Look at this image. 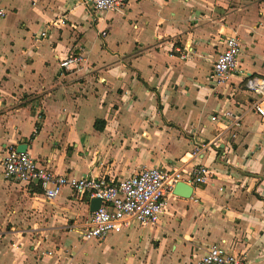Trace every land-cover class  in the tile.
Segmentation results:
<instances>
[{"label":"crops","instance_id":"obj_1","mask_svg":"<svg viewBox=\"0 0 264 264\" xmlns=\"http://www.w3.org/2000/svg\"><path fill=\"white\" fill-rule=\"evenodd\" d=\"M0 6V219H38L39 244L54 246L38 258L37 246H13L7 264H80L81 254L55 240L73 242L91 213L68 187L48 200L38 186L5 179L1 159L20 143L49 169L77 176L121 179L185 161L210 167L212 178L190 198L169 195L158 225L133 222L107 235L88 253L92 262L197 264L220 244L247 264H264V119L242 76L211 80L231 35L241 42V67L264 76V0H124L100 15L86 0ZM71 52L85 60L62 69ZM228 110L242 114L241 127L230 125ZM213 139L218 146L187 158Z\"/></svg>","mask_w":264,"mask_h":264},{"label":"built area","instance_id":"obj_2","mask_svg":"<svg viewBox=\"0 0 264 264\" xmlns=\"http://www.w3.org/2000/svg\"><path fill=\"white\" fill-rule=\"evenodd\" d=\"M92 10L100 15L104 12L116 11L124 0H86ZM6 15V10L0 6V17ZM102 36L107 30H101ZM47 36V31L36 35L40 40ZM223 49L213 62L211 80L215 84L226 81L230 75L237 73L244 78L247 90L253 94V109L264 119V76L248 73L239 62L241 42L236 35L222 39ZM85 60L84 55L71 52L61 59L60 67L72 70ZM224 116L230 120V125L241 127L242 114L226 111ZM212 119H216L213 116ZM218 146L216 139L196 144L187 153L189 160L200 158L207 149ZM188 160V161H189ZM3 175L6 179L28 186H38L48 200L61 194L66 187L74 195L86 200L89 204L92 198H100V207L91 212L80 227V240L87 243L101 241L111 233H120L133 222L146 227H155L164 217L168 208V197L173 193L178 182L189 185L206 184L212 178L209 166L197 163L185 164L168 169L162 166H144L136 174L114 179L105 175H74L72 173H56L41 164L28 151H18L17 145H9L6 154L1 159ZM68 264H74L72 260ZM197 264H247L244 257L228 252L222 245L213 244L199 259Z\"/></svg>","mask_w":264,"mask_h":264},{"label":"rangeland","instance_id":"obj_3","mask_svg":"<svg viewBox=\"0 0 264 264\" xmlns=\"http://www.w3.org/2000/svg\"><path fill=\"white\" fill-rule=\"evenodd\" d=\"M36 220L38 219H0V264H7L8 262H10V259L13 257L11 256V254L13 253L12 249L14 247L17 248V246H19V248L24 246V248L28 250H30L32 247L37 246L38 250L36 251V254H33V258H38L39 253L48 251L49 248L54 247L52 244H39L40 238H37L35 236V230H32L33 227L36 225ZM40 221L43 222L44 219H41ZM22 236L25 237L27 241L26 243L24 242V238H22ZM19 241H22V243L25 244L21 245ZM100 243L101 241L85 243L75 235L73 237V242H68L65 238L60 235H58V238L55 240V244H58L60 247H67L68 249H70L69 252L71 251V253H75L74 255L76 257L78 254H81L80 264H102V261L92 262L91 260H88L90 257V255L88 256V253H91V255L98 253V250L101 245ZM70 258L74 257L70 255ZM28 260H32V257H30ZM31 264H33L32 261Z\"/></svg>","mask_w":264,"mask_h":264},{"label":"water","instance_id":"obj_4","mask_svg":"<svg viewBox=\"0 0 264 264\" xmlns=\"http://www.w3.org/2000/svg\"><path fill=\"white\" fill-rule=\"evenodd\" d=\"M27 148H28L27 143H20L17 146L18 151H26ZM193 190H194L193 185H189L185 182H178L174 187L173 193L180 197L190 198L192 196ZM101 201L102 200L100 198H92L89 208L90 212L96 211L100 207Z\"/></svg>","mask_w":264,"mask_h":264},{"label":"trees","instance_id":"obj_5","mask_svg":"<svg viewBox=\"0 0 264 264\" xmlns=\"http://www.w3.org/2000/svg\"><path fill=\"white\" fill-rule=\"evenodd\" d=\"M37 128H39V124H37ZM33 137V135H32ZM35 190L41 191V189L39 187H36Z\"/></svg>","mask_w":264,"mask_h":264}]
</instances>
